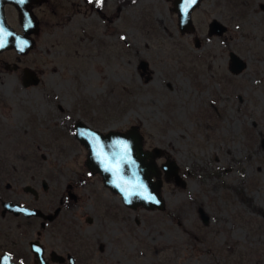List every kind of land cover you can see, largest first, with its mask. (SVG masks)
Here are the masks:
<instances>
[{"label": "rangeland", "instance_id": "rangeland-1", "mask_svg": "<svg viewBox=\"0 0 264 264\" xmlns=\"http://www.w3.org/2000/svg\"><path fill=\"white\" fill-rule=\"evenodd\" d=\"M60 1L41 16L19 69L2 71L3 153L50 182L45 201L57 203L53 190L81 175L120 207L100 175L88 176L74 125H136L145 149L164 150L157 164L176 161L186 186L163 181V210L125 208L131 264H264V0H204L194 34L180 33L173 0ZM212 19L224 35L208 36ZM229 51L247 63L240 74L228 69ZM24 67L37 85H23Z\"/></svg>", "mask_w": 264, "mask_h": 264}, {"label": "flooded vegetation", "instance_id": "flooded-vegetation-1", "mask_svg": "<svg viewBox=\"0 0 264 264\" xmlns=\"http://www.w3.org/2000/svg\"><path fill=\"white\" fill-rule=\"evenodd\" d=\"M203 1L200 0L191 12L195 30L190 34L196 32L194 14ZM63 4L65 2L60 0H26L23 4L18 0H0V27L6 34L0 35L5 41L4 47L0 48V264H131L130 247L126 246L131 221L125 208L132 207L126 205L119 194L102 182L106 190L120 198V207L106 200L80 175L78 180L67 182L62 192L58 188L53 190L57 203L45 201L46 193L52 188L50 182L42 179L38 184L35 165L30 163L21 169L19 155L3 153L11 131H6L4 122L6 105L2 71L19 69L22 58L36 47L41 16L57 12ZM22 17H32L38 25V33L26 34ZM22 35L32 40V46L24 53L20 50ZM195 37L201 45V39ZM25 68L28 67L22 69V83ZM11 157L14 159H8ZM87 173L88 176L100 175L91 170ZM84 188L88 190L86 198L80 192ZM22 207L39 212L28 214L21 210ZM97 223L98 228L94 227Z\"/></svg>", "mask_w": 264, "mask_h": 264}, {"label": "water", "instance_id": "water-1", "mask_svg": "<svg viewBox=\"0 0 264 264\" xmlns=\"http://www.w3.org/2000/svg\"><path fill=\"white\" fill-rule=\"evenodd\" d=\"M199 2L200 0H196L185 12L186 0L173 1V9L178 14L177 25L180 33L194 32L191 12ZM21 20L26 34L38 33V25L32 17H22ZM226 30V25L214 19L209 24L208 35L221 36ZM21 41L25 43L21 51L24 53L32 46V40L22 35L20 48ZM199 45L200 40L195 37L194 46L199 47ZM228 65L230 72L235 75L240 74L247 67L246 61L233 51L229 53ZM139 67L145 70L147 62L141 60ZM39 81L40 78L34 71L29 68L24 69L25 86L37 85ZM75 137L87 149L86 167L99 173L104 185L119 194L122 201L132 208L140 206L147 210L155 208L163 210L165 207L161 192L163 181H172L181 187L186 186L176 161L166 160L160 166L157 164L156 160L164 155V150L160 147L145 149L144 136L136 125L130 126L127 131L102 132L79 120L75 123ZM21 210L28 214L39 212L37 209L26 207H22ZM203 221L207 223L205 217Z\"/></svg>", "mask_w": 264, "mask_h": 264}, {"label": "snow or ice", "instance_id": "snow-or-ice-1", "mask_svg": "<svg viewBox=\"0 0 264 264\" xmlns=\"http://www.w3.org/2000/svg\"><path fill=\"white\" fill-rule=\"evenodd\" d=\"M18 2L20 3V4H23V3H25L26 2V0H18ZM90 2H91V0H90ZM101 2V0H97V3L99 4ZM196 2V0H186V5H185V8H184V11L185 12H187V10H188V7H190L191 6V4H194ZM0 35H6L5 33H4V30H3V28L2 27H0ZM4 44H5V41H4V39H2V38H0V48H3L4 47ZM25 47V43L23 42V41H21V51H23V48ZM125 147H126V145H125ZM149 199H151V197H149Z\"/></svg>", "mask_w": 264, "mask_h": 264}]
</instances>
